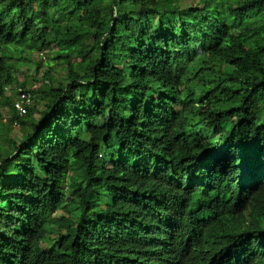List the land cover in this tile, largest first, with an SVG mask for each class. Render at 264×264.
Wrapping results in <instances>:
<instances>
[{"label":"trees","instance_id":"1","mask_svg":"<svg viewBox=\"0 0 264 264\" xmlns=\"http://www.w3.org/2000/svg\"><path fill=\"white\" fill-rule=\"evenodd\" d=\"M1 109L0 264H264V0H0Z\"/></svg>","mask_w":264,"mask_h":264},{"label":"rangeland","instance_id":"2","mask_svg":"<svg viewBox=\"0 0 264 264\" xmlns=\"http://www.w3.org/2000/svg\"><path fill=\"white\" fill-rule=\"evenodd\" d=\"M187 5H194L197 0H183ZM47 53H42L41 54V59L39 57L38 54L33 55V65L30 67H27L25 65H21L19 64L18 68V79L19 82H27L28 83V88L30 90H36L38 89L41 84H42V80H43V73L44 71L47 69L46 65L41 62H46L47 58ZM41 63V66L39 67V69L37 70V64ZM14 90L13 89H9L7 91V95L8 96H13ZM0 113L2 114V117L0 118V131L2 129V126L4 124L7 123V121H9L10 118V113L9 111H5L2 109L0 110ZM36 118H39V114H36ZM1 137H7L5 132H0V139ZM10 138H16V139H20L21 138V131H20V126L18 125H14V127L12 128V132L10 134Z\"/></svg>","mask_w":264,"mask_h":264},{"label":"built area","instance_id":"3","mask_svg":"<svg viewBox=\"0 0 264 264\" xmlns=\"http://www.w3.org/2000/svg\"><path fill=\"white\" fill-rule=\"evenodd\" d=\"M33 96L27 90H19V95L14 102V109L19 117H24L28 114V109L33 105Z\"/></svg>","mask_w":264,"mask_h":264}]
</instances>
